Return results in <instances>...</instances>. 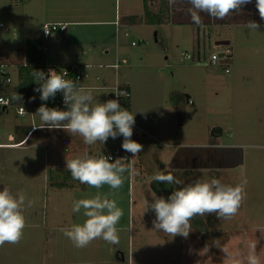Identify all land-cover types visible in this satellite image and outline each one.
<instances>
[{
	"label": "rangeland",
	"instance_id": "rangeland-1",
	"mask_svg": "<svg viewBox=\"0 0 264 264\" xmlns=\"http://www.w3.org/2000/svg\"><path fill=\"white\" fill-rule=\"evenodd\" d=\"M55 1L48 0V4ZM165 1L77 0L83 14L102 2L122 20L120 57L128 62L121 65L118 80L131 82L130 108L146 130L136 133L137 142L143 145L140 153L132 156L124 151L116 158H125L120 160L125 171L119 189L108 185L96 189L74 180L65 168V158L85 153L102 156L122 149L123 136L110 137L104 145H86L78 134L44 128L16 145L2 144L16 141L21 125H35L36 110L44 102L12 101L6 109L0 107V190L8 187L14 195L26 197L23 238L18 244L0 247V264H234L221 250L225 248L247 264L251 245L264 264V23H259L258 30L237 23L213 25L205 32L201 28L198 33L193 24L165 20L161 13ZM44 6L45 0H0V65L19 59L17 51L22 47L33 50L28 37L45 38L44 24L52 23L53 11ZM129 15L140 19L131 22ZM156 15L159 19L154 22L151 17ZM106 26L72 24L64 34L68 38H113L114 46L116 35ZM125 28L130 36L124 34ZM101 31L105 36L99 35ZM49 38L57 40L61 34L54 31ZM220 39L230 40L232 57L214 64L211 54L224 48L215 43ZM187 53L193 57L185 59ZM79 66L89 72L91 83L98 84L97 70H106L109 80L115 79L110 67ZM3 68L11 74L0 95H8V87L18 82V68L11 64ZM3 80L0 69V84ZM111 86L85 91L91 90L95 101L103 103L114 92ZM19 105L25 107L24 114L18 113ZM157 172L173 174L180 184L150 180ZM211 177L233 186L247 180L246 197L234 217H196L187 239H173L154 229L155 213L145 212V199L151 201L152 195H169L173 188ZM155 186H164L162 193ZM97 194L115 200L123 210L117 225L119 243L96 239L76 248L61 229L85 220L83 210L72 212L73 201ZM206 245L210 251L194 254Z\"/></svg>",
	"mask_w": 264,
	"mask_h": 264
},
{
	"label": "clouds",
	"instance_id": "clouds-1",
	"mask_svg": "<svg viewBox=\"0 0 264 264\" xmlns=\"http://www.w3.org/2000/svg\"><path fill=\"white\" fill-rule=\"evenodd\" d=\"M189 7L186 9L191 21L195 24L202 23L201 13H206L215 20H224L232 13H240L243 6L252 3V0H186ZM261 20H264V0H255ZM249 30H258L261 25L249 20L244 25ZM45 34L49 30L44 28ZM114 67V66H110ZM68 73L63 75L49 70L46 76L41 70H33V80L39 85L34 91L40 93L41 101L54 99L56 94L62 93L66 110L56 107H48L46 103L36 110L39 117L34 128L49 130H64L72 135H79L86 145L97 142L105 144L111 137L116 139L123 136L122 149L137 155L143 149V145L132 140L135 114L121 107L118 99H109L103 103L95 102L91 90L85 91L75 81L65 79ZM116 97H125L127 93L117 89L113 92ZM11 99L20 101L22 97L13 93ZM32 99H35L33 97ZM65 168L70 172L74 180L89 187L100 189L108 185L112 189H119L123 184L122 173L125 168L121 166L118 158L92 156L85 153L82 156L65 158ZM150 180L166 185H179L180 181L171 174L155 173ZM246 179L233 185L225 184L221 179L211 177L197 180L179 188H173L167 198L152 195L151 201L145 199V212L152 210L155 219L152 221L154 229L162 231L167 236L175 238L180 236L187 239L192 229V220L208 214H215L218 219H231L234 217L246 197ZM26 197L22 193L13 194L8 187L0 190V247L8 244H18L23 238L26 219L23 212ZM83 210L85 220L82 224H73L61 231L76 248L87 247L93 240L103 239L110 244L119 243L117 225L119 224L123 210L115 200L101 197L97 194L93 198L73 201L72 212L80 213ZM225 252L234 264H241L234 256ZM210 251L208 245L194 253L202 255ZM247 264H260L255 254V245L250 246V252L246 257Z\"/></svg>",
	"mask_w": 264,
	"mask_h": 264
},
{
	"label": "crops",
	"instance_id": "crops-1",
	"mask_svg": "<svg viewBox=\"0 0 264 264\" xmlns=\"http://www.w3.org/2000/svg\"><path fill=\"white\" fill-rule=\"evenodd\" d=\"M44 7L46 10L53 11L51 15L52 22L66 23L67 25L66 31H68V25H72V24L73 25L89 24L91 22H94L95 24H99V25H107L110 30L113 29V32L116 35V38H114V46L112 44L113 38H68L64 33L61 32H59L61 34V38H57V40L55 38L53 39L49 38L52 35V33L48 36L44 34L45 38H37L35 36L28 37L27 38L28 42L32 43L34 46L33 50L30 49L25 50L22 47V49L17 51L20 55V58L17 60L15 59V61L11 60L9 61V63H6V65L11 64V66L18 68L17 70H18L19 78L17 84L20 81V71L24 66H26L27 68L31 67V69L33 68L34 70H41L44 73H47L49 70H53L68 65H77L80 68L79 64L85 67H90L91 65L94 67H102L103 69L104 67L112 66V64H114L118 58L120 59L126 58V57H120L121 46L119 44L118 35H119V28L122 25L121 23L122 20L118 19L116 10L113 14L109 5L99 2L98 4H96V7H90L88 10H85L84 14L83 12H81L80 7L77 5V0H56L52 6L48 4V0H45ZM108 11L110 12L108 13ZM92 15L94 16V18L91 17ZM127 19L132 22V21H138L140 17L138 15H129ZM100 33L99 35H101V37L105 36L104 32H102L101 34ZM44 40H46L47 43H49L48 45L50 46L44 45V43L46 42V41L44 42ZM126 60L128 62L127 58ZM91 62H98V63L95 64ZM121 65L118 68L110 67L111 69H113V73H114L113 76H115L116 80L112 78L111 80H109L108 73L106 70H97L95 73V80L97 81L98 84L91 83V80L88 78L90 77L89 74V76L85 78L84 80L85 82L82 84L78 82V85L82 86L84 89L108 88L114 82V84L111 86V88H113V86L116 83H119L123 86H127L132 96L131 82L123 77H122L123 78L122 82L118 80V76H119L118 71L121 68ZM84 71L88 72L87 70ZM7 74L10 76L11 73L9 72ZM17 84L13 85V87L16 86ZM188 98L189 96L187 95V100ZM109 99H113L112 93L109 94L108 100ZM129 101L130 98L127 102L129 106V111L132 114H134V112L131 111L130 108L131 105ZM20 103L25 104L28 102H20ZM136 119L137 118H135V125H136L135 133H138V130L140 129L145 131L146 130L145 127L142 126L139 122H137ZM8 143H2V144H8ZM14 144L16 145L17 143ZM122 259H124V257H122Z\"/></svg>",
	"mask_w": 264,
	"mask_h": 264
},
{
	"label": "trees",
	"instance_id": "trees-1",
	"mask_svg": "<svg viewBox=\"0 0 264 264\" xmlns=\"http://www.w3.org/2000/svg\"><path fill=\"white\" fill-rule=\"evenodd\" d=\"M188 7L189 5L186 3V0H166L164 4V8H162L161 10V13L162 16L165 18V20L173 24L189 23L197 26L200 29L203 27H205L206 29L213 25H233L237 23H247V21L249 20L256 21L257 23H264V20H261L258 10L256 9L255 0H252V3L243 6V9L240 13L238 14L232 13L224 20H215L210 18L206 13H201L202 23L200 24H195L191 21L190 16L186 12V9ZM151 18L154 22H156L159 19V15L153 16ZM33 70H34L33 68L31 69L24 66L20 71V81L13 88L8 87L7 82H4V80L0 84V88L4 87L3 84H7L6 86L9 89L8 95L10 97H12L13 93H18L22 97V100L20 101L12 100L13 102L41 103L40 100L31 93V88L35 84H37L36 81L33 80V76H32ZM33 97H35V99H32ZM121 107L129 110V106L127 103L122 104ZM34 126L35 125L25 126V127L21 126V130H20L21 132L19 133L18 139L10 143H20L24 141L26 137H28L27 140L32 138L35 135V133L40 130V128H34ZM131 139L137 142L139 140V137L134 135L131 137ZM156 188L157 190L159 189V192L164 190V186L163 187L155 186V189ZM167 196L168 195H164L163 197L167 198ZM193 223H195L194 219H193Z\"/></svg>",
	"mask_w": 264,
	"mask_h": 264
},
{
	"label": "built area",
	"instance_id": "built-area-1",
	"mask_svg": "<svg viewBox=\"0 0 264 264\" xmlns=\"http://www.w3.org/2000/svg\"><path fill=\"white\" fill-rule=\"evenodd\" d=\"M44 28H47L49 30V34H45V31H44V34L46 36L50 35L52 32L54 31H58V32H61V33H64L66 31V28H67V25L66 23H61V22H52V23H47L45 24ZM124 34L126 36H130V33L128 31L127 28L124 29ZM136 41H132V45H136ZM222 46H224V48L220 51V52H214L211 54L210 56V62L211 63H218L220 60H225V61H230L231 57H232V47L230 46V44H223ZM193 55L190 54V53H187V54H184V58L185 59H188V58H192ZM200 58V56H199ZM204 59H205V56H204ZM127 60L126 58H118L116 60V62L114 64H112V66H114L115 68H118L122 63H126ZM6 64H1L0 65V69H1V73L4 77V82H7L9 83L10 82V76L7 74V71L3 68L5 67ZM226 72H229L230 69L227 67L226 69ZM53 71L63 75L65 72L68 73L67 76H65L64 78L65 79H70V80H73L75 81L77 84L78 82L83 79L84 77H88L89 76V73L88 72H85L84 70L80 69L77 65H68V66H63V67H60V68H56V69H53ZM49 74V71L47 73H45V75L47 76ZM39 87L38 84H35L32 88H31V93L37 97L39 100H40V93L38 92H35L34 89ZM113 89L114 91H116L117 89L121 90V91H125L127 93V95L125 97H116L114 93H112V98L113 99H118L119 100V103L120 105L124 104V103H127L130 96H131V92L129 90V88L127 86H123L119 83H116L114 86H113ZM41 101V100H40ZM190 101V100H189ZM12 102V99L9 95H4V94H1L0 95V107L2 106L3 109H6L7 108V105L10 104ZM41 102H44V101H41ZM46 104H49V105H52V106H59V107H65L64 103H63V95L62 93H57L55 98L52 99L50 98L48 101L44 102ZM18 113L19 114H24L25 113V107L23 105H19L18 106ZM135 127L136 125H134L133 127V136L136 135L135 133ZM8 144H13L15 145L14 143H8ZM126 153V151H125ZM124 153V150L117 147L116 149H114L112 152L110 153H107V154H104L106 156H111L112 157V160H115L117 157L125 154ZM128 154H131L129 152H127Z\"/></svg>",
	"mask_w": 264,
	"mask_h": 264
},
{
	"label": "water",
	"instance_id": "water-1",
	"mask_svg": "<svg viewBox=\"0 0 264 264\" xmlns=\"http://www.w3.org/2000/svg\"><path fill=\"white\" fill-rule=\"evenodd\" d=\"M205 27H203V31L205 32ZM200 31V28H198V33ZM216 45H219V44H229L230 43V40L229 39H220V40H217L216 42ZM189 96V95H188Z\"/></svg>",
	"mask_w": 264,
	"mask_h": 264
}]
</instances>
